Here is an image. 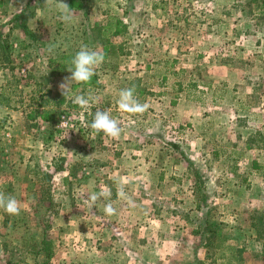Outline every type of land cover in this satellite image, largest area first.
<instances>
[{"label": "rangeland", "instance_id": "374dc122", "mask_svg": "<svg viewBox=\"0 0 264 264\" xmlns=\"http://www.w3.org/2000/svg\"><path fill=\"white\" fill-rule=\"evenodd\" d=\"M73 1L0 0V264H264V0Z\"/></svg>", "mask_w": 264, "mask_h": 264}, {"label": "trees", "instance_id": "16d2710c", "mask_svg": "<svg viewBox=\"0 0 264 264\" xmlns=\"http://www.w3.org/2000/svg\"><path fill=\"white\" fill-rule=\"evenodd\" d=\"M68 7L69 8H76V9H79L81 7L80 4H77L75 1L73 0H68ZM19 27H21V29L23 30L24 34L25 35H28L30 37L31 40H33V35L30 33V31L22 24L20 25ZM113 27V23L110 21V22H107L106 24H104L103 26H99V25H96V28H100L99 29V32H100V35H102V37H106V34L109 32L110 34H112L113 36H118V35H122L123 33H125V26H122L120 29L117 25H115V29L114 31H112ZM108 44V43H106ZM108 46L110 47V49L112 50V52H117L118 54L120 55H125L127 54V51H124L123 49V45L120 43L118 45H113V44H108ZM58 59L61 61V64H58L57 66H53L54 63H57V59H50L49 60V64L52 66L51 67V74L52 75H63L65 73H71L73 75H79L80 74V66H79V63L78 61L76 60V55L75 54H65V55H61L60 57H58ZM139 82V81H138ZM179 86V90H183L182 88V84L179 83L178 84ZM197 87V84L195 83H192V81L190 80L186 89L189 90L190 88H193V89H196ZM138 88V84L137 83H134L133 86L131 87V89L128 90L127 94L128 96H133L135 94V91L137 90ZM50 100L48 98H44L43 95H41L38 99V104H37V111H34L35 112V115L34 117H41L43 121H49L51 120V118H53V115H54V111L51 109V107L49 106H55V104L51 105L50 104ZM42 109V111H38ZM93 132L94 133H101L102 130L101 129H96L94 127L93 129ZM253 228H255L257 230L256 227H258V239L262 242V246H263V257H264V223L263 221L261 220H258L257 223H254L253 225ZM207 228V227H206ZM207 231V234H208V229H205ZM194 234H199L197 236H199V240L200 242L203 240V237L202 236H205V234H203V232L201 233H194ZM212 234H208V236H210ZM208 238L206 237V240ZM204 244V243H203ZM206 246V244H205Z\"/></svg>", "mask_w": 264, "mask_h": 264}, {"label": "crops", "instance_id": "0c3cea01", "mask_svg": "<svg viewBox=\"0 0 264 264\" xmlns=\"http://www.w3.org/2000/svg\"><path fill=\"white\" fill-rule=\"evenodd\" d=\"M115 235H117L119 238L124 240V238L126 237V232L125 230L119 231L117 234L115 233ZM196 236L197 235L194 233L191 234V238H196ZM164 237L169 242L170 247L167 248L168 251H164L162 248L163 245L162 246L155 245L154 250L158 251L157 253L159 256L154 257L153 261H151L152 264H207L204 262H205V259H207L208 247H206L204 244L197 245L194 243L195 241H192V246L189 247L188 244L182 245L183 240L178 238L177 235L175 234L170 237L167 234ZM156 251H154V253ZM166 254H169L170 257H168ZM217 263L220 264L219 262ZM123 264H126V263H123ZM141 264H146V263H141Z\"/></svg>", "mask_w": 264, "mask_h": 264}]
</instances>
